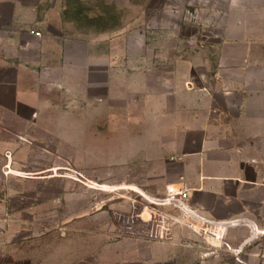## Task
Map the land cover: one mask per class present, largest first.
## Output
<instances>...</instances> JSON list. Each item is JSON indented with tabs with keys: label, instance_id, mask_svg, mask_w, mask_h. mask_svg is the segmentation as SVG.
I'll use <instances>...</instances> for the list:
<instances>
[{
	"label": "crops",
	"instance_id": "obj_1",
	"mask_svg": "<svg viewBox=\"0 0 264 264\" xmlns=\"http://www.w3.org/2000/svg\"><path fill=\"white\" fill-rule=\"evenodd\" d=\"M220 2L219 10H212L218 19L209 38L213 58L204 63L200 57L190 58L179 80L175 68L167 71L173 78H164L143 65L101 67L94 38L70 35L58 27L65 8L52 6L54 14L44 22L37 18V4L32 5L34 19L22 20L27 26L21 29L14 27L15 13L10 20L0 12V125L7 120L41 123L44 108L52 119L49 123L80 126L76 148L82 155L92 151L95 156L122 158L120 165L111 167L107 187L140 188L150 195L185 188L190 205L206 218L236 223L224 240L223 253L232 260L223 264H264V0ZM28 23L44 24L43 30L35 31L42 37L30 34ZM103 55L111 61L119 56L127 62L148 61L145 53L127 46L123 54ZM116 84L139 88L140 103L122 106L111 100L112 95L108 100L89 95ZM124 95L126 101L133 96L130 91ZM131 107L134 116L115 128L123 120L115 117V109L129 112ZM73 109L78 110L75 116ZM85 125L94 126L91 134ZM125 204L133 212L139 206L135 201ZM113 209L115 204L110 205ZM0 223L3 227L2 216ZM171 233L172 241L156 244L154 263H181V248H187L183 251L192 254L195 264H212L208 249L182 245L177 237L183 233ZM4 253L0 250V264ZM16 253L13 250V263ZM145 259L141 254L140 264L153 263Z\"/></svg>",
	"mask_w": 264,
	"mask_h": 264
},
{
	"label": "rangeland",
	"instance_id": "obj_2",
	"mask_svg": "<svg viewBox=\"0 0 264 264\" xmlns=\"http://www.w3.org/2000/svg\"><path fill=\"white\" fill-rule=\"evenodd\" d=\"M35 4L37 18L44 22L54 14L52 6L65 8L68 13L61 20L74 21L73 25L65 27L60 21L58 27L70 35L84 33L94 38L95 52L102 54L101 67L143 65L151 70L150 74L164 78L169 77L167 71L175 68V78L179 80L187 73L190 58L195 61L200 57L203 63L213 58L215 49L210 39L218 19L212 10L218 11L222 2L0 0V12L10 20L15 13L14 27L21 29L27 26L22 20L34 19L29 7ZM28 27L33 29L30 34L42 37L41 32L35 31L43 30L44 24L36 27L28 23ZM126 46L134 53H145L148 61L134 58L127 62L120 56L111 61L103 55L123 54ZM129 88L116 84L91 90L89 95L103 100L112 95L116 105L137 106L139 88ZM129 91L133 96L126 101L124 94ZM75 96L76 93L70 95ZM132 107L129 112L115 109V117L123 119L115 128H120L127 116H134L136 110ZM41 111V123L25 125L7 120L0 125V218L4 221L3 227L0 223V250L5 251L2 264H140L141 254H145L148 263L156 264V244L172 241L171 232L175 230L183 233L180 239L177 237L182 245L208 249L206 255L213 258L212 264L232 260L223 253L224 240L236 223L206 218L190 205L188 190L182 187L166 188L163 194L153 195L140 188L107 187L110 170L115 162L120 165L122 158L95 156L92 151L82 155L84 152L76 148L80 126L51 124L45 109ZM76 111L72 110L73 116ZM92 111L86 109V113ZM109 127L114 128L105 126ZM84 128L91 134L94 126ZM125 201H135L138 209L128 211ZM111 204L116 205V210H110ZM218 232L222 241L213 237ZM181 249L182 262L177 264H195L192 254L183 251L188 249ZM13 250L17 251L14 263Z\"/></svg>",
	"mask_w": 264,
	"mask_h": 264
},
{
	"label": "built area",
	"instance_id": "obj_3",
	"mask_svg": "<svg viewBox=\"0 0 264 264\" xmlns=\"http://www.w3.org/2000/svg\"><path fill=\"white\" fill-rule=\"evenodd\" d=\"M213 237L217 240V241H222L223 239H221V236L218 232V234H213Z\"/></svg>",
	"mask_w": 264,
	"mask_h": 264
},
{
	"label": "trees",
	"instance_id": "obj_4",
	"mask_svg": "<svg viewBox=\"0 0 264 264\" xmlns=\"http://www.w3.org/2000/svg\"><path fill=\"white\" fill-rule=\"evenodd\" d=\"M68 12H64V14H67ZM72 22H74V21H72Z\"/></svg>",
	"mask_w": 264,
	"mask_h": 264
}]
</instances>
